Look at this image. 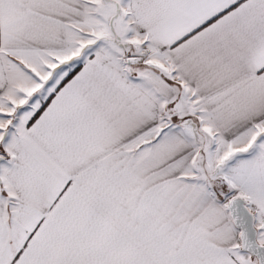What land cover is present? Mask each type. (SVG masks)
I'll return each mask as SVG.
<instances>
[{"label":"snow or ice","instance_id":"1","mask_svg":"<svg viewBox=\"0 0 264 264\" xmlns=\"http://www.w3.org/2000/svg\"><path fill=\"white\" fill-rule=\"evenodd\" d=\"M0 264H264V0H0Z\"/></svg>","mask_w":264,"mask_h":264}]
</instances>
